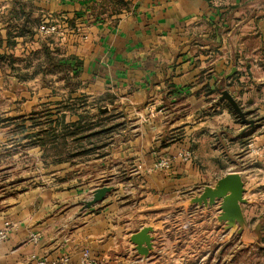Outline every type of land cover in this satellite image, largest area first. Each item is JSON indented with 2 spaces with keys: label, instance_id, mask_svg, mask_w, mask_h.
I'll use <instances>...</instances> for the list:
<instances>
[{
  "label": "crops",
  "instance_id": "1",
  "mask_svg": "<svg viewBox=\"0 0 264 264\" xmlns=\"http://www.w3.org/2000/svg\"><path fill=\"white\" fill-rule=\"evenodd\" d=\"M46 20L60 21L66 33L43 36L39 26ZM232 30L242 37L228 42ZM259 31L264 0H0V146L25 142L49 176L16 192L0 210V227L5 219L19 223L0 241V264L59 256L79 264L85 250L110 264L219 260L225 233L217 206L205 211L180 204L238 170L252 200L243 206L245 217L251 228L263 222L264 237V156L247 147L250 139L264 144V42H249ZM223 89L256 120L252 128L243 132L245 124L219 99ZM83 96L107 97L101 112H122L130 125L104 150L71 154L73 146L68 141L66 151L60 136L52 148L49 126L63 132L62 115L71 110L66 122L77 121ZM37 131L46 140L42 147L28 137ZM184 147L193 150L191 161L151 169ZM55 157L64 160L48 161ZM65 157H74L73 167ZM102 185L114 189L81 210ZM177 216L185 224H173ZM143 226L153 228L148 256L131 241ZM197 239L196 252L178 249Z\"/></svg>",
  "mask_w": 264,
  "mask_h": 264
},
{
  "label": "rangeland",
  "instance_id": "2",
  "mask_svg": "<svg viewBox=\"0 0 264 264\" xmlns=\"http://www.w3.org/2000/svg\"><path fill=\"white\" fill-rule=\"evenodd\" d=\"M255 34H253L249 42H264V32L259 31ZM241 37L242 36L239 34V32L237 33L236 31H233L232 34L229 36L230 39H228L227 41L235 42V40L237 41V39ZM109 102L110 101L107 97H101L98 99L91 100L85 96H83L81 100L76 102V104L81 105V111L79 113L75 112L76 115H78L79 117L80 115H82V117L84 118L83 123L87 125L89 124V126H91L89 129L86 128V130L83 128L84 130H82L79 135L84 136L88 133L96 131H101L102 133L92 135L89 138H83L81 140L79 139L74 145L72 144L73 141L71 137H67L66 142L69 141L71 143L70 145L73 146L71 154H80V152L90 153L92 151H95L96 148L104 150V146L108 141H111V139L114 138L118 140V135H120L122 133V130L126 129V127L130 125L127 116L124 115L122 112H111L107 114H102L100 107L105 108V104ZM72 112L74 111L71 110L70 116L66 119H71ZM234 113L237 115L235 111ZM40 116L38 118H40ZM237 117L239 118L238 115ZM10 143L11 142L8 141L6 144H2L0 146V210L5 207L8 200L16 192L34 185H42L49 179L48 175L42 173V161L40 159L30 158V156L28 155L25 142H20L19 144L15 143L12 146L9 145ZM114 144H116V142H114ZM81 159L82 160H78L84 161V157H82ZM70 161L71 166L73 167L74 157H72ZM44 165H46V163ZM178 216L172 218V223L185 224L186 220L178 218ZM254 221H252V224H255ZM187 230L188 227H183L181 233L186 234ZM201 243V239L195 240L194 244H189L184 241L182 243V246H179L178 249H183L194 253V251L196 252V249L198 248L197 245ZM238 246H240L241 249H237L235 251L234 248H238ZM127 251L128 249H121V252L123 253ZM94 256L99 257L97 255ZM214 257V260L209 259L207 263L264 264V237L262 236V238L257 243L249 244L248 246L242 244L238 239L235 242L230 241L229 243H225V250L223 252V255H220L219 260H217L216 256ZM105 259L106 263L110 264L109 259ZM188 260L190 263L194 264L201 261L197 259L196 256H194L193 259Z\"/></svg>",
  "mask_w": 264,
  "mask_h": 264
},
{
  "label": "water",
  "instance_id": "3",
  "mask_svg": "<svg viewBox=\"0 0 264 264\" xmlns=\"http://www.w3.org/2000/svg\"><path fill=\"white\" fill-rule=\"evenodd\" d=\"M235 71L236 68L234 67L227 78L232 76ZM219 99L227 101L237 113L245 124L243 132L256 124V120L248 117L229 90L223 89ZM244 177L245 172L242 170L229 171L212 184L203 185L199 193H195L191 198L186 199L180 206L184 208L196 206L199 209L203 208L205 211L217 206L216 220L223 227L225 233L223 241L225 243H229L234 236L238 237V240L246 246L257 243L263 236V222L260 221L251 228V223L245 217L243 206L251 204L252 200L245 196ZM113 189L111 185L98 186L93 190L91 198L82 202L81 210L88 209L103 201ZM152 231L151 226H143L131 235L132 243L142 256H148L153 248Z\"/></svg>",
  "mask_w": 264,
  "mask_h": 264
},
{
  "label": "built area",
  "instance_id": "4",
  "mask_svg": "<svg viewBox=\"0 0 264 264\" xmlns=\"http://www.w3.org/2000/svg\"><path fill=\"white\" fill-rule=\"evenodd\" d=\"M66 25H63L60 21H45L39 26V32L43 36H53L55 34L63 35L66 33L65 30ZM67 28V27H66ZM82 27L78 26L76 31L81 33L83 38H87L86 34H82ZM151 112L156 111L155 104H152L150 108ZM162 111V110H159ZM248 150L254 156H264V144H260L254 139H250L247 142ZM193 159V150L189 147L180 148L176 151L175 154L171 156H162L156 162L153 163L151 166L152 170H160L165 168H170L174 161H181V162H189ZM19 224L13 222L10 219H5L3 221L2 226L0 227V241L5 240L9 234L15 228V225ZM106 259L103 257H95L89 251H84L80 258L79 264H107ZM70 257L69 256H59L56 258L48 259L47 257L38 260V264H69Z\"/></svg>",
  "mask_w": 264,
  "mask_h": 264
},
{
  "label": "trees",
  "instance_id": "5",
  "mask_svg": "<svg viewBox=\"0 0 264 264\" xmlns=\"http://www.w3.org/2000/svg\"><path fill=\"white\" fill-rule=\"evenodd\" d=\"M103 113L105 114V112H102V114ZM62 116H63L62 120H63V129H64L63 132H60L58 134L56 132V128L55 127L49 126V140H51V143H53L52 148H58V144L56 142H54V141L57 140L58 136L63 137L66 140H67V137H71L73 140L74 139H77V140L80 139L81 140L83 138H89L92 135H97L99 133H102L101 131H96V132L88 133V134H86L84 136L79 135V133L82 130H84V129L86 130V128L89 129L91 127V126H89V124L87 125V124L83 123V119L84 118L82 117V115H80L79 119L77 121H74V122H66V119H65L64 115H62ZM30 117L34 119V114L32 116H30ZM49 121L52 123L51 119ZM35 125L36 124H34V126ZM21 129L24 130L26 128L23 126V127H21ZM28 137L31 139L32 144H37V145H39L41 147L46 144V140L43 141V138L41 137V131L33 132V133L29 134ZM63 145H64L65 150L67 151L68 142L63 143L61 146H63ZM65 158H66L65 160H70V159H67V157H65ZM49 160H50L49 161L50 163H55V162H58V161H62L64 159L55 157V158L49 159Z\"/></svg>",
  "mask_w": 264,
  "mask_h": 264
}]
</instances>
